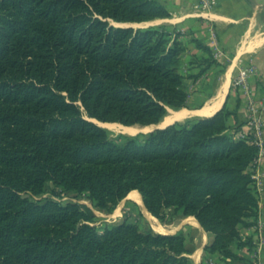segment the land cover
I'll use <instances>...</instances> for the list:
<instances>
[{
    "label": "trees",
    "instance_id": "1",
    "mask_svg": "<svg viewBox=\"0 0 264 264\" xmlns=\"http://www.w3.org/2000/svg\"><path fill=\"white\" fill-rule=\"evenodd\" d=\"M158 0H0V264H194L183 231L104 227L65 192L113 211L131 191L164 220L172 209L211 235L204 251L238 260L253 247L259 147L232 127L236 110L175 122L118 143L91 121L157 124L185 106L186 47L159 27ZM196 79L216 64L209 47ZM48 184L54 197L35 200Z\"/></svg>",
    "mask_w": 264,
    "mask_h": 264
},
{
    "label": "crops",
    "instance_id": "2",
    "mask_svg": "<svg viewBox=\"0 0 264 264\" xmlns=\"http://www.w3.org/2000/svg\"><path fill=\"white\" fill-rule=\"evenodd\" d=\"M158 1L169 12V16L147 22L161 24L166 29L179 33L178 39L186 47L182 66L189 62L190 75L200 70L198 59L205 55L192 41L193 38L209 47L216 60V64L198 78L185 76L184 86L188 93L185 106L173 110L168 108L171 112L184 113L172 123L188 118L209 117L225 106L236 110V119L231 116L228 123L232 127L241 124L239 131H245L248 117L247 94L239 88H234L232 80L241 66L254 65V74L249 77V85L256 98L264 103L262 3L258 2L259 0L250 1V4L245 0H211V5L203 8L200 0ZM261 116L264 147V108ZM253 170L259 176L256 184L259 195L257 221L254 226L240 229L241 238L250 237L253 247L234 246L233 251L240 257L238 260L223 259L216 253H207L204 246L211 240V235L205 232L199 223L197 225L193 221L196 220L194 217L184 216L182 222L190 223L192 228L204 234L202 243L190 253L194 264H204L207 260L211 261L210 264H264V153L254 164ZM180 230L186 235L180 226L170 233L163 234H173Z\"/></svg>",
    "mask_w": 264,
    "mask_h": 264
},
{
    "label": "rangeland",
    "instance_id": "3",
    "mask_svg": "<svg viewBox=\"0 0 264 264\" xmlns=\"http://www.w3.org/2000/svg\"><path fill=\"white\" fill-rule=\"evenodd\" d=\"M245 1L248 4H250V1L254 2L255 0H245ZM258 2H261L264 7V0H259ZM111 23L115 26L116 25L125 26V24L123 23H116V22H111ZM160 25L161 24L147 22V23H138V24L134 23L133 27H159ZM181 72L184 76L188 77V75H190L191 72L189 68V62L188 63L186 62L182 66ZM170 116H172V112L170 110H167L166 115L157 124H150V125L135 124L134 126L130 125L131 127L135 128V130L132 132L130 130L128 131L125 128L130 126H125L116 122H101L96 119L94 120L97 121L99 126L103 127L106 130L108 137L110 139H112L115 142L121 143L128 137L139 136L141 138L147 133H149L150 130H152L156 126L164 127L165 125H170L169 123L172 124V121L171 122L169 121ZM187 120H192V118H188ZM110 123H112L113 125H111ZM114 123L117 125H115ZM52 189H53L52 185L48 184L46 187V191L43 194L38 196H30V198L35 200H43L47 197H54L51 194ZM127 196L123 200H121L111 212H107L103 209L97 208L93 203V201L88 198L86 193H82L78 195L74 192H65L61 196L54 197V199H56L62 204H65L67 202L78 203L81 206V209H83L92 216L93 218L92 224H94L99 231H102L104 227L120 223L124 220L132 221L136 223L142 231H151L153 233H170L173 230H175V228L180 226L183 228L186 234L185 244L191 254L194 252V251L192 252V250H194V248H196L197 245H200L202 243V240L204 239L203 232H198L196 229L192 228L190 223L182 222V219L185 218L184 216L174 213L172 209H168L165 211L163 221L150 214L152 216V220H151L147 216V213L141 207V205L137 203L134 199L128 198ZM156 225H160L164 230L158 229ZM210 263L211 261L207 260L204 264H210Z\"/></svg>",
    "mask_w": 264,
    "mask_h": 264
},
{
    "label": "built area",
    "instance_id": "4",
    "mask_svg": "<svg viewBox=\"0 0 264 264\" xmlns=\"http://www.w3.org/2000/svg\"><path fill=\"white\" fill-rule=\"evenodd\" d=\"M203 8L209 7L211 5V0H200ZM254 65L248 64L239 68L237 74L232 80V86L234 88H239L245 94H247V109L248 117L246 123L245 131H238L237 135L240 137H249V141L254 143L259 147V154L256 161L264 153L263 147V122H262V110L264 108V103L256 98L252 92L249 85V77L254 74ZM254 178L257 181L259 176L254 173Z\"/></svg>",
    "mask_w": 264,
    "mask_h": 264
},
{
    "label": "bare ground",
    "instance_id": "5",
    "mask_svg": "<svg viewBox=\"0 0 264 264\" xmlns=\"http://www.w3.org/2000/svg\"><path fill=\"white\" fill-rule=\"evenodd\" d=\"M217 103H218V101H217ZM169 110V109H168ZM183 111V110H182ZM173 112V111H172ZM184 113V112H183ZM182 112L181 113H175V112H173V114H172V116H170V118H169V121L171 122V121H173L174 119H177V118H179L180 119V117H181V115L183 114ZM111 125H113L112 123H110ZM115 124V123H114ZM164 124H166V123H164ZM115 125H117V124H115ZM134 126V125H133ZM123 127V126H122ZM145 127V126H144ZM128 131L130 130L131 132L132 131H134L135 130V128H133V127H125ZM128 198H131V199H134L137 203H139L140 205H141V207L145 210V212L147 213V216L152 220V216L150 215V213L146 210V208H145V206H144V204H143V201H142V199H141V196H140V194L138 193V191H136V190H134V191H131L129 194H128V196H127ZM191 219H192V217H191ZM197 225H198V222L196 221V220H193ZM150 222V221H149ZM157 222V221H156ZM191 222V221H190ZM153 223H154V220H153ZM158 224V223H157ZM154 225V224H153ZM156 227L158 228V229H160V230H164L160 225H156Z\"/></svg>",
    "mask_w": 264,
    "mask_h": 264
},
{
    "label": "water",
    "instance_id": "6",
    "mask_svg": "<svg viewBox=\"0 0 264 264\" xmlns=\"http://www.w3.org/2000/svg\"><path fill=\"white\" fill-rule=\"evenodd\" d=\"M123 24H125L126 27H133V24L134 23H123ZM135 24H138V23H135ZM116 26H122V25H116ZM90 120L93 121V122H95L96 124H98L96 120H94V119H90ZM165 126H167V125H165ZM157 128H163V127L162 126H156L152 130L157 129ZM152 130H150V131H152Z\"/></svg>",
    "mask_w": 264,
    "mask_h": 264
}]
</instances>
